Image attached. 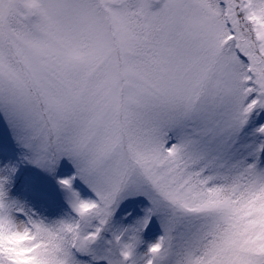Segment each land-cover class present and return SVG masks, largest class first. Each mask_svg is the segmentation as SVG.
I'll return each instance as SVG.
<instances>
[{
    "label": "snow or ice",
    "instance_id": "1",
    "mask_svg": "<svg viewBox=\"0 0 264 264\" xmlns=\"http://www.w3.org/2000/svg\"><path fill=\"white\" fill-rule=\"evenodd\" d=\"M260 113L264 0H0V264H264Z\"/></svg>",
    "mask_w": 264,
    "mask_h": 264
},
{
    "label": "rangeland",
    "instance_id": "2",
    "mask_svg": "<svg viewBox=\"0 0 264 264\" xmlns=\"http://www.w3.org/2000/svg\"><path fill=\"white\" fill-rule=\"evenodd\" d=\"M261 118H264V113H260L255 117V120H259ZM254 120V121H255ZM255 127L252 124L248 125V139L255 141V138L258 136V133H254ZM16 147H20L17 145L15 140L12 138L11 132L8 129L7 125L4 123L3 120H0V158H2L5 161H12L15 163V159H13V151ZM18 162V161H17ZM19 163V162H18ZM31 166L32 172H26L22 179L23 182L14 183L13 184V195L18 196L22 200H25L28 203V200H30V195H32V189L31 186L34 184V195L35 198L37 196H43L45 197V200L48 201V203L41 201L40 198L38 199H31L32 204L30 206L34 207L41 213H44L45 215H48L49 213L58 210V206L56 204H60V193L58 191V186L56 184L55 179L47 174L42 169L38 168L37 166L28 163ZM65 171L68 175L72 172V166L71 164L65 159L61 162V166L58 169V175L59 173ZM63 175V174H62ZM31 181L32 184H31ZM53 200L55 201V206L53 204ZM155 233H159V227L156 224H153L151 231L146 234L147 240H152L155 238H148V236L155 235Z\"/></svg>",
    "mask_w": 264,
    "mask_h": 264
},
{
    "label": "trees",
    "instance_id": "3",
    "mask_svg": "<svg viewBox=\"0 0 264 264\" xmlns=\"http://www.w3.org/2000/svg\"><path fill=\"white\" fill-rule=\"evenodd\" d=\"M259 124H264V118H261V119H259V120H255L254 121V123H252V125L254 126V127H256L257 125H259ZM261 139H264V137H261L259 134H258V136L255 138V141L254 142H259ZM23 152H24V149L22 148V147H16L15 149H14V151L12 152L13 153V158L15 159V160H17V161H15V163H18V171H17V174H16V176H15V183H19V181H20V179H22V177L25 175L24 173H25V171L26 172H32V169H31V166L28 164V162H26V161H23V159H22V154H23ZM63 173H64V171H63ZM34 182H33V184H32V186H31V189H32V192H33V195H32V199L33 200H35V199H38V198H41L40 200L41 201H44L45 200V197H43V196H37L36 198H35V196H34ZM32 200V201H33ZM32 201H29V205L30 204H32ZM44 202H46V203H48V201H44ZM33 205V204H32ZM56 205H60L59 203L58 204H56Z\"/></svg>",
    "mask_w": 264,
    "mask_h": 264
}]
</instances>
